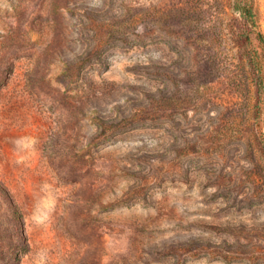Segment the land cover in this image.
<instances>
[{"label": "rangeland", "instance_id": "rangeland-1", "mask_svg": "<svg viewBox=\"0 0 264 264\" xmlns=\"http://www.w3.org/2000/svg\"><path fill=\"white\" fill-rule=\"evenodd\" d=\"M0 0V264H264V0Z\"/></svg>", "mask_w": 264, "mask_h": 264}, {"label": "trees", "instance_id": "trees-1", "mask_svg": "<svg viewBox=\"0 0 264 264\" xmlns=\"http://www.w3.org/2000/svg\"><path fill=\"white\" fill-rule=\"evenodd\" d=\"M237 6L241 10L242 14L247 17L248 23H254V13L252 8V3L250 0H236ZM256 37L258 38L260 44L263 46L264 49V36L262 33H256Z\"/></svg>", "mask_w": 264, "mask_h": 264}]
</instances>
